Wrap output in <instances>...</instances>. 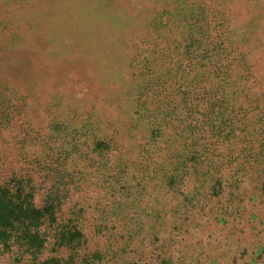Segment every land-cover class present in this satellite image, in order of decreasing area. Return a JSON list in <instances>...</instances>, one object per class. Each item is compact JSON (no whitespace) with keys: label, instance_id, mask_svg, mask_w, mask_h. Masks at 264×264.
I'll list each match as a JSON object with an SVG mask.
<instances>
[{"label":"trees","instance_id":"16d2710c","mask_svg":"<svg viewBox=\"0 0 264 264\" xmlns=\"http://www.w3.org/2000/svg\"><path fill=\"white\" fill-rule=\"evenodd\" d=\"M40 1L0 0V9L19 6L33 14ZM84 1L93 25L85 38L112 65L130 57L134 34L147 31L149 38L151 33V43L143 42L141 54L129 59L137 75L132 73L121 90L132 101L131 122L109 130L96 121L72 128L57 121L51 127L60 126L63 135L53 130L57 137H42L41 128H30L17 99L8 97L7 85L0 84L2 149L16 148L17 163L26 166L0 177V264H120L114 262L116 242L127 249L145 224L135 215L148 210L156 222L167 210L154 192L140 202L143 183L166 190L183 176L213 183L209 196L217 197L220 183H243L250 171L259 183L255 189L264 192V93L251 91L248 81L257 79L241 49L256 25L243 27L240 43H233L234 25L225 24L222 9L174 7L149 20L141 17L145 10L133 13L137 0H125L128 7L120 8L103 2L111 0ZM137 128L133 145L129 135ZM38 174L51 186L37 204L40 189L33 178ZM80 190L89 193L91 203L75 201L63 218L69 196ZM90 221L96 235L108 240L106 253L89 251Z\"/></svg>","mask_w":264,"mask_h":264},{"label":"rangeland","instance_id":"374dc122","mask_svg":"<svg viewBox=\"0 0 264 264\" xmlns=\"http://www.w3.org/2000/svg\"><path fill=\"white\" fill-rule=\"evenodd\" d=\"M47 1L53 2L51 5L54 6H46L41 0L33 14L29 13V9H19V6L10 10L0 9V84L7 85L10 92L8 97L17 99L30 128L34 131L41 128L42 137H57L53 130L62 132L58 125L57 129L51 127L57 121L71 128L81 126V123L92 125L97 122L102 129L109 127V130L119 129L124 123L131 122L132 101L121 90L124 83L132 78V73L136 72L137 75V68L129 67V59H136V55L141 54L143 42L151 43V33L149 38L147 31L139 36L134 34L130 57L119 59L112 65L102 58L100 49L85 38L87 28L93 26L87 21V1ZM258 1L182 0L176 3L174 0H137L131 7L133 13L138 8L141 13L145 10L141 17L148 16L149 20L156 19L163 9L174 7L222 9L225 24L229 21L234 25L229 35L233 43H240L242 37L239 34L243 27L256 25L254 33L248 35L250 40L241 49L253 66V78L257 79L248 81L251 91L262 94L264 0ZM93 2L90 6L96 7ZM103 2H107L106 5H111V8L128 7L125 0ZM4 10L8 14H4ZM253 37L256 38L251 39ZM140 128L129 135L133 138L132 142L135 141L133 135ZM2 145L0 142V177L7 178L13 170L26 166L17 163L16 148L4 150ZM70 167L71 163L65 165L67 169ZM65 168L61 167L63 170ZM42 175L33 178L40 189L35 195L37 204L44 201L51 186V181ZM246 177L243 183L229 180L220 183L223 190L217 197L209 196V187L213 183L190 182L183 176L180 183L166 190L158 189L159 183H143L146 192L138 196L140 202H146V193L154 192L167 210L156 222L146 215L149 214L148 210L141 216L137 213L134 219H139V216V220L145 223L143 230L129 240L127 249L121 248L122 241L116 242L119 255H116L114 262L264 264V192L255 189L259 183H255L253 173L249 171ZM93 189L96 190L93 196L99 193L97 187ZM86 192L80 190L69 196L73 198L63 207V218L69 216L75 201L82 206L91 203ZM86 228L89 251L106 253L109 249L106 237L96 235L95 224L91 221Z\"/></svg>","mask_w":264,"mask_h":264}]
</instances>
